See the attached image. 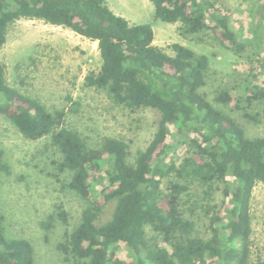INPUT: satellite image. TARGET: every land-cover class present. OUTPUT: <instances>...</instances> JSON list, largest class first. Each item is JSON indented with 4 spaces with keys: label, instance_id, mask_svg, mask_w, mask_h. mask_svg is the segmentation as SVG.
I'll return each instance as SVG.
<instances>
[{
    "label": "trees",
    "instance_id": "trees-1",
    "mask_svg": "<svg viewBox=\"0 0 264 264\" xmlns=\"http://www.w3.org/2000/svg\"><path fill=\"white\" fill-rule=\"evenodd\" d=\"M149 1L154 19L180 23L182 36L201 41L210 32L237 54L260 39L252 29L247 40L221 0ZM21 18L60 25L96 41L101 64L85 76V86L104 91L128 112L150 109L158 115L151 139L134 155L128 142L116 136L105 135L91 146L67 124L65 108L50 111L11 84L0 61V115L26 139L48 137L58 154L54 177L60 181L65 175L64 187L87 202L70 228L61 207L49 213L40 222L45 243L59 219L63 231L55 247L73 264H264V236L255 247L251 215L254 188L264 184V136H248L201 91L209 57L178 42L168 50L155 45L150 23L131 24L107 0H0V48L9 25ZM66 99L72 102L71 96ZM214 101L233 104L244 119L258 122L249 108L264 103V87L255 82L238 96L221 87ZM72 105L71 111H77ZM178 149L184 154L175 159ZM1 172L10 174L2 149ZM216 191L222 193V204L203 206L211 215L207 235H199L194 202L211 199ZM4 220L0 212V264H33L31 242L8 237ZM121 243L129 261L119 256Z\"/></svg>",
    "mask_w": 264,
    "mask_h": 264
},
{
    "label": "rangeland",
    "instance_id": "rangeland-1",
    "mask_svg": "<svg viewBox=\"0 0 264 264\" xmlns=\"http://www.w3.org/2000/svg\"><path fill=\"white\" fill-rule=\"evenodd\" d=\"M221 1L230 10L234 21L242 26L247 40L252 38V29L260 36L259 40L250 41L240 54L218 44L210 32L201 41L180 35V23L154 19V8L149 0H107V3L131 24L150 23L155 45L168 50L169 44L178 42L197 54H206L210 66L201 91L215 106L245 127L248 136H264V103L255 102L249 108V112L257 114L259 118L258 122H249L242 117L240 110L234 109L233 104L226 107L214 101L216 90L221 87L231 90L234 96L241 95L255 82L264 87V69L260 64H264V0ZM0 61L6 65L7 79L11 84L41 100L50 111L65 108L68 112L67 124L78 129L91 146H97L105 135L116 136L128 142L131 155H134L137 150L144 149L154 133L158 117L155 111L143 109L128 112L114 105L104 91L85 86V76L97 71L101 64L98 43L69 28L38 19L21 18L7 29L6 42L0 48ZM67 96L72 97V102L67 101ZM72 103L78 106L75 112L71 111L72 107L75 108ZM0 149L4 151V160L10 166V174L0 173V212L4 215L6 235L10 238L23 237L31 242L33 264H73L65 262L55 247L63 231L59 219L55 222L57 226L48 243H45L44 231L40 227V222L49 213L61 207L67 212L70 228L79 221L87 206L79 194L64 187L65 175L61 176L60 181L54 177L52 162L58 158L56 149L48 137L37 140L24 138L1 115ZM184 150L174 151L173 157L182 156ZM97 198L101 199L100 196ZM222 200L221 191H216L211 199L200 198L194 202L192 218L196 221L199 235H207V217L211 215L204 213L203 206L210 204L218 209ZM251 215L252 238L257 247L262 244L264 236L262 183L254 188ZM119 256L123 260H130L123 243Z\"/></svg>",
    "mask_w": 264,
    "mask_h": 264
}]
</instances>
